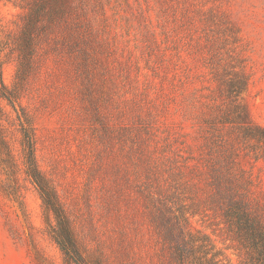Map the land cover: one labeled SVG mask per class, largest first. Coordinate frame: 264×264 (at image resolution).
Returning a JSON list of instances; mask_svg holds the SVG:
<instances>
[{
  "label": "rangeland",
  "instance_id": "obj_1",
  "mask_svg": "<svg viewBox=\"0 0 264 264\" xmlns=\"http://www.w3.org/2000/svg\"><path fill=\"white\" fill-rule=\"evenodd\" d=\"M88 1L81 27L24 58L26 0H0V264H178L180 207L192 234L240 264L209 204L211 170L240 146L231 167L264 206V160L237 135L264 128V0ZM23 132L82 263L52 235Z\"/></svg>",
  "mask_w": 264,
  "mask_h": 264
},
{
  "label": "trees",
  "instance_id": "obj_2",
  "mask_svg": "<svg viewBox=\"0 0 264 264\" xmlns=\"http://www.w3.org/2000/svg\"><path fill=\"white\" fill-rule=\"evenodd\" d=\"M19 5L21 8L28 7L25 31L22 33L27 36V43L20 46L19 50L24 58L29 55L33 58L34 49L42 36H49L55 30L71 26L81 27V19L90 8L88 0H26ZM2 91H7L4 85ZM237 129L238 141L244 144L245 154L256 161L264 160V128L240 124ZM23 133L26 173L38 188L45 207L55 217L56 226L51 228L52 235L66 253L82 263L83 258L65 210L54 188L38 168L33 134ZM220 142L227 146V142ZM228 146L223 159L225 166L218 167L216 164L211 170L214 181L209 204L211 209L220 215L236 244L240 252V264H264V206L249 198L250 182L245 172L233 170L231 167L234 163L233 156H239L237 152L241 147L231 143ZM176 212H172V218L175 220L174 229L180 234V244L175 253L177 263L224 264L219 258V253L215 252L210 237L195 235L188 230L189 219L185 208L180 207Z\"/></svg>",
  "mask_w": 264,
  "mask_h": 264
}]
</instances>
